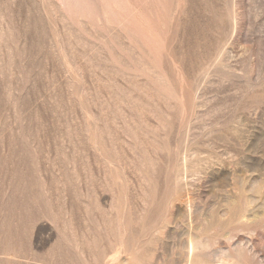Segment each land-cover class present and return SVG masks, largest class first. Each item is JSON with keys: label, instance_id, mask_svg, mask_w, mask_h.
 Here are the masks:
<instances>
[{"label": "rangeland", "instance_id": "1", "mask_svg": "<svg viewBox=\"0 0 264 264\" xmlns=\"http://www.w3.org/2000/svg\"><path fill=\"white\" fill-rule=\"evenodd\" d=\"M52 1L0 0V264H264V0Z\"/></svg>", "mask_w": 264, "mask_h": 264}, {"label": "bare ground", "instance_id": "2", "mask_svg": "<svg viewBox=\"0 0 264 264\" xmlns=\"http://www.w3.org/2000/svg\"><path fill=\"white\" fill-rule=\"evenodd\" d=\"M52 1V0H51ZM59 1L61 4H64L65 7H68V9L70 11L74 10L75 9V5H78V4H82L83 1H80V0H57ZM48 2V0H47ZM53 2V1H52ZM88 2V1H87ZM49 3V2H48ZM54 4V2H53ZM50 5V4H49ZM76 11V10H75Z\"/></svg>", "mask_w": 264, "mask_h": 264}]
</instances>
